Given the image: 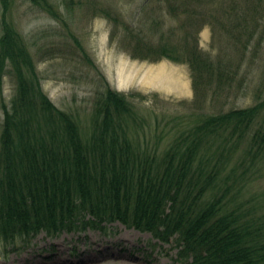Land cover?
<instances>
[{"label":"trees","instance_id":"obj_1","mask_svg":"<svg viewBox=\"0 0 264 264\" xmlns=\"http://www.w3.org/2000/svg\"><path fill=\"white\" fill-rule=\"evenodd\" d=\"M24 1L59 19L50 0ZM162 1L169 14L183 9L196 21L195 31L205 22H227V30L241 45V56L251 41L254 49L264 43V0ZM13 2L0 0V79L9 72L15 81L9 103H1L4 245L42 231L105 229L118 221L150 232L163 243L174 242L183 264H264V229L228 209L222 196H209L208 188L219 173V160L211 159L214 153L220 156L247 140L246 155L264 151V123L253 129L264 113V99L198 117L158 156L135 145L131 133L138 114L122 92L106 83L96 96L84 136L76 118L43 92L25 39L11 20ZM128 30L136 40L133 48L142 51L139 57L181 58L200 83L221 79L228 72L224 68L230 67L201 51L197 32L176 38L162 33L154 44Z\"/></svg>","mask_w":264,"mask_h":264},{"label":"rangeland","instance_id":"obj_2","mask_svg":"<svg viewBox=\"0 0 264 264\" xmlns=\"http://www.w3.org/2000/svg\"><path fill=\"white\" fill-rule=\"evenodd\" d=\"M50 1L58 9L59 19L29 2L14 0L11 20L25 39L43 92L58 108L76 118L84 136L89 133L96 96L106 83L122 92L138 114V125L131 133L135 145L158 156L198 117L245 108L264 99V43L254 49L255 41H251L241 56V45L235 33L227 30V22L219 21L217 26L205 22L195 31L196 21L188 19L181 8L169 14L162 0ZM127 27L154 44L162 33L175 37L197 32L201 51L221 59L223 67L229 64L224 68L228 72L219 80L200 83L181 58L139 57L142 51L133 48L136 40ZM14 89V79L4 72L0 79V129L1 103H9ZM263 123L264 113L253 129ZM247 143L211 156L212 161L219 160V173L211 190L208 187L209 196H222L228 209L264 229V151L246 155ZM0 264L183 263L177 260L174 242L163 243L150 232L116 221L105 229L58 234L42 231L7 246L0 235Z\"/></svg>","mask_w":264,"mask_h":264}]
</instances>
